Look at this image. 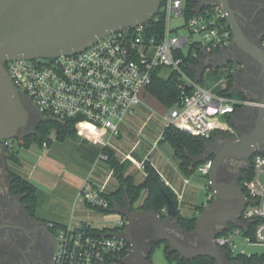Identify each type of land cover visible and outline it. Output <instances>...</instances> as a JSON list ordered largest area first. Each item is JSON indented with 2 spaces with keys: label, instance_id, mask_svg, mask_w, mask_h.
<instances>
[{
  "label": "built area",
  "instance_id": "obj_1",
  "mask_svg": "<svg viewBox=\"0 0 264 264\" xmlns=\"http://www.w3.org/2000/svg\"><path fill=\"white\" fill-rule=\"evenodd\" d=\"M172 18H183L184 22L171 28ZM160 19L164 20V28L151 33ZM182 29L188 33L181 32ZM194 35L199 38L195 39ZM232 39L227 13L218 0H161L158 12L151 19L111 32L80 52L49 59L16 58L8 60L5 68L17 91L37 107L43 119H80V125L90 122L108 131L106 140L94 137L107 146L111 137L120 134L129 116L135 114L153 75L161 76V69L168 67L171 73L180 76V88L189 87L190 92L163 115L166 126L209 138L219 129L235 132L236 128L225 122L224 117L234 112L241 101L209 90L191 77L184 65L187 58H198L201 53L200 62L205 63L206 57L226 51ZM235 70L233 67L228 72ZM3 142L5 151L13 150L14 139ZM157 143L154 142V147ZM99 158L106 160L108 155L101 152ZM128 158L147 174L144 161H137L131 155ZM213 164V158H208L197 171L208 178ZM251 167V176L243 181L250 199L240 217L246 227L219 226L214 239L233 257L260 255L248 253L246 246L264 245V152L252 156ZM81 196L102 213L115 207L89 178L82 184ZM210 201L209 194L202 206L205 208ZM115 219L118 225L111 228L73 225L55 228L53 264H126L131 246L107 232L123 233L127 218L116 213Z\"/></svg>",
  "mask_w": 264,
  "mask_h": 264
},
{
  "label": "water",
  "instance_id": "obj_2",
  "mask_svg": "<svg viewBox=\"0 0 264 264\" xmlns=\"http://www.w3.org/2000/svg\"><path fill=\"white\" fill-rule=\"evenodd\" d=\"M218 2L227 13L233 39L226 52L212 57L220 60L233 46H238L261 68L262 81L257 87V100L247 105L253 109V125L237 136L222 135L219 141L215 139L216 148L211 153H208L209 142L206 144L200 159L204 161L213 156L214 164L207 184L211 201L199 214L195 230L190 232L198 236V244H186L169 230L162 213L153 208H134L127 199L123 206L115 205L112 211L127 218L126 227L121 234L110 230L107 235L125 240L132 249L130 258L133 257L137 264H150L136 239L139 217L149 218L152 225L142 229H151L156 234L153 239L167 242L169 252L179 253L180 258L210 256L215 264H245L241 260L229 261L226 252L214 241L219 226L246 227L240 217L250 202L239 184L220 180L219 171L228 158L249 165L254 154L264 152V45L245 34L227 0ZM160 3L161 0H0V158L5 154L4 140L17 138L21 131L23 135L30 133L28 105L31 102L14 86L5 68L8 60L49 59L80 52L111 32L151 19L158 12ZM234 61L245 65V62ZM187 91L189 87L184 93ZM44 120L42 118L39 122ZM166 198V216L174 218L178 207L167 193ZM125 263L132 264L130 259H125Z\"/></svg>",
  "mask_w": 264,
  "mask_h": 264
},
{
  "label": "trees",
  "instance_id": "obj_3",
  "mask_svg": "<svg viewBox=\"0 0 264 264\" xmlns=\"http://www.w3.org/2000/svg\"><path fill=\"white\" fill-rule=\"evenodd\" d=\"M157 15H159V13ZM154 22V18L150 20V23L153 24ZM162 28H164V20L160 19L155 23V26L152 27L151 33L160 31V29L162 30ZM201 57L202 53L198 58H187L184 68L187 70L191 77L202 84L204 72L202 71V66H200ZM219 67L215 68L214 71L217 72ZM226 79V87L222 89L220 93L229 96H234V94H236L237 97H240L242 99H245L247 97V95L237 89V83L235 81V76L233 73L227 72ZM180 83V76L176 72H172L166 78L155 74L153 75L152 83L148 86V92L155 95L159 99V101L171 108L180 103L183 98V94L190 92L187 91L186 93H184L185 89L180 88ZM81 122L82 120L80 119H71L65 121L59 119H46L44 121H40L34 131H31L28 135L22 136L20 144L22 146H29L32 142H38L40 145H42L44 142H47V145H50L52 143V140L49 138V134L52 129L56 130V140L64 141L67 138H76L80 133L79 125L81 124ZM211 138L212 136L209 138L195 136L183 129L172 125L164 127V131L162 134V139L169 141L172 145L174 149V155L179 159V167L181 171L186 175H192L203 163V160H201L200 157L206 149V144L209 142V140H211ZM102 153H106L108 155L106 161L120 183L118 189L111 195H108V198L111 200V205L117 204L123 206L126 202V198L128 197V201L132 207H134L135 203L138 202L139 205L135 208H153L156 211L161 212L163 218H166L167 216L163 212V210L167 207V193L175 201V205L178 207V200L174 192L165 184V182L161 179L159 173L150 165L148 161L144 162L147 174L145 175L142 182L137 183L135 182L134 176L128 173L126 162L118 159L115 150L106 146L103 148ZM211 158H213V156H211ZM3 159H5L7 162L9 160L15 162L18 161L17 154L13 150H6L5 154L3 155ZM9 170L10 171L7 172L8 174H10L9 183L11 192L13 194L23 196L21 201L22 203H24L26 210L30 214L35 215L38 204L36 186L14 170L10 168ZM251 174L252 167H247L245 169V178H249ZM144 193L146 194L145 196H143ZM199 209V211L202 212L204 207L200 206ZM103 212L109 213L110 211L103 210ZM174 218L175 220H177V224L185 231L190 233L195 230L198 215H194L192 217L185 216L182 215L178 209V212L176 213V216ZM137 221L142 227L152 225L151 220L147 217H139ZM52 223V227L54 229L65 226L56 222ZM104 230L107 231V229ZM152 232L153 231L151 229L141 230L142 237H145L144 239L148 242V245L146 249L143 250V252L146 254V258L150 264H154L152 257L156 247L163 243L165 244V257L171 263L215 264V260L210 256H197L189 259L180 258L179 253L169 252L167 242H158L153 239ZM193 237H195V239L197 238L196 235H193ZM226 254L229 261L241 260L245 264H253L254 262L264 264V254L254 255L251 258L233 257L229 252H227Z\"/></svg>",
  "mask_w": 264,
  "mask_h": 264
},
{
  "label": "crops",
  "instance_id": "obj_4",
  "mask_svg": "<svg viewBox=\"0 0 264 264\" xmlns=\"http://www.w3.org/2000/svg\"><path fill=\"white\" fill-rule=\"evenodd\" d=\"M223 58L225 57L223 56L222 59ZM205 61H206L205 63L203 62L200 64V66H202L203 72L207 67H211L213 69L219 66L225 67L226 72H228V69L234 67L236 70L235 72H233V74L235 76L236 83L238 82V71L243 66H245V65L238 64V62H235V61L233 62L232 60L231 61L233 62L232 63L233 65H228V64L224 65L223 64L224 61L219 63L220 61L213 57H206ZM242 90H243V93L246 95V92H244L246 90H244V88H242ZM233 97L241 101V103L236 106V109L234 112L226 115L224 117V120H226L228 124L238 129L239 128L237 127L238 123L240 122L245 123L247 120L246 113L244 112L245 110L244 107H247L249 103L254 102L257 99H255V97L250 98L248 96L245 99H242L237 96H233ZM139 108H140V105L137 107L135 114L129 116V118L127 119L124 125L130 127L135 124L137 120L136 117L138 115L137 113H138ZM243 112H244V115H243ZM79 128H80L79 129L80 133L84 132V136L82 137V139L80 138L78 140L79 144L75 142L74 143L76 144L75 146L76 150L77 149L84 150V153L80 155L81 160L78 161L80 163L72 164L76 162L69 163L66 161L65 163H63V161H56L53 157V154L49 153V150L52 148L53 142H54V139H51L52 143L50 145H47L46 147H44L43 144L41 145L43 151L40 153L39 151L37 152V150H32L33 142L29 146H21V149L23 150L19 151V154H17V157H18L17 163L21 167H20V171L18 172L15 171V172H17L22 177L26 178L27 180H29L32 184L36 186L37 196H38L36 216L39 219L47 223L56 222V223L63 224V225L95 227L93 222L96 221L97 218L96 220L90 219V214L92 212L89 213V210L87 208L89 207L91 209V207L83 200L81 196V187H82L84 180L86 178H89L96 187L102 189V191L105 193L106 196L114 193L120 186V183H119V180L115 177L113 170L111 168L108 170L107 167L104 165V163H101V161H98L100 153L103 151V148L106 146L96 141L94 137L98 136L101 139L106 140L109 138L108 131L101 127H96V126L91 127V128H86L85 131L82 130V125H80ZM163 131L160 135H157L156 137L152 139H148L147 137L143 136V138H147L149 140L150 148H149V151L145 154V156L141 160L148 161L150 165L159 173L161 179L165 182V184L174 192L178 200V204H179L178 209L182 215L189 216V217H192L194 215L199 216L198 214L200 210L199 207L202 206L203 203L191 210H188L186 209V206L182 204L184 202L183 199H181L182 196H178L180 195V193L178 192V189L176 187L177 185L176 179L178 177L179 178L183 177L182 180L184 184L187 185L191 182V178L186 177L184 173L181 171L179 167V159L174 160L172 158L174 155L173 151L168 150V148L165 147V144H161V141L163 140L162 139ZM136 132L140 134V128L136 129ZM121 135H122V128L118 136H121ZM141 135H143V133ZM113 137L110 138V143L107 146L109 148H112L116 152V149L111 144V140ZM215 137H216V134H213L211 140H209V147H208L209 152L208 153H211L213 151L212 149L216 148L214 144V140L216 139ZM68 139L69 138H67L66 140ZM155 141H158V143L154 147ZM81 142H84L85 146H81L80 145ZM78 145L80 146L79 148H78ZM160 147L163 148V152L165 154V155L163 154V156L165 157V160L164 158H160L159 161L155 160L154 162H150L151 153H153V151L155 150L161 151ZM60 150L62 151V148ZM127 155H131V157L136 159V157L132 153H128ZM35 156H37V158ZM45 156L50 158V159H46L47 162H45V160H42L43 158H46ZM24 160L27 162H24ZM104 161L106 162V164H108L106 160ZM94 162H95V168H91L92 163ZM186 179H189L190 182L186 183L185 182ZM143 180L144 178L138 179V180L135 179V182L140 183ZM145 195L146 194L144 193L143 196ZM110 212H113V211H110ZM103 216H104L103 218L104 220L108 219L106 215H103ZM85 217H89V218L84 219ZM165 219L167 221L169 229L170 227H173L174 230L178 231L181 234V236L183 235L188 238L191 237L192 234L182 229L177 224V220H175V218L166 217ZM95 228H98V227H95ZM103 228H106V227H103ZM161 245H164V248H165L164 243ZM152 258H153L154 264H176L175 262H172V263L169 262L166 259L165 254L162 255L160 253L159 254L154 253Z\"/></svg>",
  "mask_w": 264,
  "mask_h": 264
},
{
  "label": "flooded vegetation",
  "instance_id": "obj_5",
  "mask_svg": "<svg viewBox=\"0 0 264 264\" xmlns=\"http://www.w3.org/2000/svg\"><path fill=\"white\" fill-rule=\"evenodd\" d=\"M227 1L245 34L251 40L264 45V0ZM231 60L233 62L234 60L245 62L247 69L246 80L244 81L246 95L256 99L257 87L260 86L262 81L260 66L252 61L238 46H233L227 57L219 60V63L228 61V65H233ZM243 71V69H240L238 75ZM28 107L30 109L29 130L31 132L35 130L34 128L42 119V116L34 104L29 103ZM244 109L247 110L245 112L247 120L245 123H238V131L236 134H231L232 136L247 131L253 125V109L248 106ZM219 137L221 138L222 135L216 138L217 141H219ZM230 160L235 162L229 164L228 161ZM247 167H251V163L247 165L244 161L228 158L219 171V178L220 180L237 183L243 188ZM2 169L5 168L2 167ZM2 176L0 173V264H53L56 248L55 229L50 223L39 219L36 214H30L21 201L23 196L13 194L9 181L7 180V183L2 182ZM141 230L142 226L137 221V242L141 250H145L148 242L144 239L145 237H142ZM169 230L178 235L186 244H198L200 242L199 238L195 239L193 235L190 238L181 236L173 227H170ZM155 235L152 234V237H155ZM130 260L132 264H137L133 257Z\"/></svg>",
  "mask_w": 264,
  "mask_h": 264
},
{
  "label": "rangeland",
  "instance_id": "obj_6",
  "mask_svg": "<svg viewBox=\"0 0 264 264\" xmlns=\"http://www.w3.org/2000/svg\"><path fill=\"white\" fill-rule=\"evenodd\" d=\"M183 22H184L183 18H172L171 23H170L171 28H175L176 26H181ZM181 32L188 33L186 29H182ZM194 38L197 39L199 38V36L194 35ZM241 69H243L244 71L240 75H238V82L236 86H237V89H240L241 92H243L242 88L246 90L244 81L246 80L245 78L247 75V69L245 66H243ZM160 74L162 77L166 78L171 74V69L168 67H163L161 69ZM226 75H227V72H226L225 67H220L217 72H215L213 68L207 67L203 73V85L213 92H218L219 90L223 89L225 85L227 84ZM234 96H237V95L234 94ZM169 109L170 107L164 105L161 101H159V99L155 95L151 94L150 92H147L145 95L142 96V103L140 104V108L138 109V113H137L138 115L136 117L137 120L135 124L130 127L124 125L125 127L124 126L122 127V135L121 136L115 135L111 140V144L116 149V152H117L116 155L118 159L126 162L128 173H131L134 176V178L137 180L144 178L145 174L142 170H140L136 166V164L131 159L128 158L127 154L132 153L138 161H142L141 159L145 156V154L149 151V148H150V142L148 139H152L156 137L157 135H160L164 127H166V123L164 122L163 115L167 113ZM246 111L247 110H245L244 112ZM244 112H243V115H244ZM224 121L227 122L226 120ZM94 126L96 125L85 121L84 123H82V130L85 131L86 128H91ZM138 128L142 129L143 135H141L142 133L138 134L136 132V129ZM28 131L30 132V130ZM226 131L227 130L219 129V130H215L213 133L216 134L215 138L221 135H223V137L224 136L230 137L233 135V133L236 134L238 130L235 129V132L233 133L232 132L229 133ZM23 134L24 132L21 131L19 136L17 138H14L13 151L16 152V154H19V151L23 150L21 149L22 145L20 144V140ZM83 136H84V132L79 133L78 137L76 138H69L68 140L62 142V141L56 140V130L52 129L50 131L49 138L54 139V142H53L52 148L49 150V153L53 154V157L56 161H63V163H65L66 161L69 163L76 162L72 164H78L80 163L78 161L81 160L80 155L84 153V150L82 149L76 150L75 143H78V140L80 138L82 139ZM143 136L147 137L148 139L143 138ZM84 144H85L84 142L80 143L81 146H85ZM161 144H165V147L168 148V150L173 151V154H174V149L169 141L162 140ZM79 147L80 146L78 145V148ZM61 148H62V151L60 150ZM160 149L161 151L155 150L153 151V153H151L150 162H154L155 160L159 161L160 158H164L165 160V157L163 156L164 154L163 148L160 147ZM32 150H37V152L39 151V153L43 151L41 145L38 142H33ZM212 150H215V148ZM35 157L37 158V156ZM45 157L46 158H43L42 160H45V162H47L46 159H50V158L47 156ZM172 158L174 160L178 159L175 155H173ZM98 161H101V163H104V165L107 167L108 170L110 169L109 165L106 164V162L103 159L98 158ZM145 161L146 160H144V162ZM24 162H27V161L24 160ZM232 162H235V161L234 160L228 161L229 164H231ZM2 167H4L5 169L3 170ZM8 167L18 172L20 171L21 166L18 165V163L15 161L9 160L7 162L5 159H3V157L0 158V173L3 175L2 182H5V183H7V180L9 181L10 179V174H8L7 172V171H10ZM91 168H95V162L92 163ZM184 175L186 177L191 178V182L186 185L184 184L182 180L183 177L181 178L178 177L176 179V184H177L176 187L178 189V192L180 193V195L178 196H182L181 199H183L184 201L182 204L186 206V209L191 210L199 206L200 204L204 203L207 200L208 198V194H207L208 178L206 176L201 175L197 170L192 175H186V174ZM126 199L128 200V197ZM138 205H139L138 202L135 203L134 208L137 207ZM87 209L89 210V213L92 212L90 214V219L96 220L97 218V220L93 222L95 227H98V228L110 227L111 228V227H115L118 225V221L115 219V215H116L115 212H110L109 214L105 212L102 213L96 209H93L92 207L91 209L89 207ZM103 215H106L108 219L104 220ZM88 218L89 217H85L84 219H88ZM163 248H164V245L160 244L159 246L156 247L154 253H158V254L160 253L164 255L165 253H164ZM246 250L248 253L263 254L264 245L260 244V245L246 246Z\"/></svg>",
  "mask_w": 264,
  "mask_h": 264
}]
</instances>
